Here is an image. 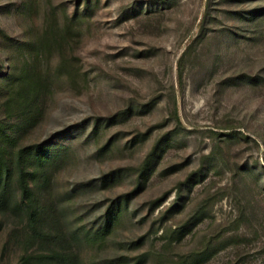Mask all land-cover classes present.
I'll use <instances>...</instances> for the list:
<instances>
[{"label": "rangeland", "instance_id": "obj_1", "mask_svg": "<svg viewBox=\"0 0 264 264\" xmlns=\"http://www.w3.org/2000/svg\"><path fill=\"white\" fill-rule=\"evenodd\" d=\"M0 152V264H264V0H0Z\"/></svg>", "mask_w": 264, "mask_h": 264}, {"label": "trees", "instance_id": "obj_2", "mask_svg": "<svg viewBox=\"0 0 264 264\" xmlns=\"http://www.w3.org/2000/svg\"><path fill=\"white\" fill-rule=\"evenodd\" d=\"M35 85L36 84L30 82L28 84V86L27 85L22 86L21 89H19V91H18L19 100H20V97L23 96V94H27L29 92V95H30L31 93H33L35 90ZM8 172H9V165H8L7 161L5 160V158L3 157L2 152H0V184L5 180V177L8 176V174H9ZM20 181H21V187L23 190V194H26L28 192V186L24 182L25 180L23 178H21ZM0 196L1 197L3 196V192L1 193ZM18 264H20V263H18Z\"/></svg>", "mask_w": 264, "mask_h": 264}]
</instances>
